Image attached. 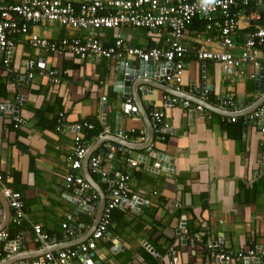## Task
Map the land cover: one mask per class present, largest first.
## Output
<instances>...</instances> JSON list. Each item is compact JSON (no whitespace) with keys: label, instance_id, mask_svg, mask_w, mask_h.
I'll return each instance as SVG.
<instances>
[{"label":"crops","instance_id":"1","mask_svg":"<svg viewBox=\"0 0 264 264\" xmlns=\"http://www.w3.org/2000/svg\"><path fill=\"white\" fill-rule=\"evenodd\" d=\"M70 1L78 4L89 0ZM240 27L239 33L244 35L248 27L250 32L255 26L240 19ZM30 29L51 41L83 35L81 31L47 22ZM99 34L106 45L121 38L124 44L143 49L162 48L171 39L167 30L148 32L132 27L102 30ZM206 37L199 25H192L183 38L189 54L183 59L179 85L163 80L162 84L171 87V91L152 82L158 88L151 87V92L141 94L140 111L143 113L146 107L150 117L153 109L163 110V123L167 126L155 129L153 125L155 136L146 148L144 122L138 111L129 116L121 110V105L133 102L132 97L129 102L123 99L116 85L123 79V62L129 61L138 70L141 64L137 59L80 60L34 49L23 36L15 38L10 62L14 76L9 78L0 66V103L8 106L0 112V173L9 175L6 184L20 192L27 220L19 227L12 224V212L9 216L5 214L6 205L0 216V228L4 226L10 240H21L26 250L3 256L0 262L25 264V260L14 261L18 255L31 261L86 241L99 216L100 194L104 193L107 199L109 186L121 174L127 176L129 204L113 211L111 237L107 232L92 251L94 264H241L233 260L223 263L204 252L201 245L192 246L188 241L184 244L181 225L192 236L218 242L227 252L253 247L264 250V180L259 178L264 170V134L256 124H244L241 118L255 100L261 96L264 99V62L261 69L252 64L233 69L198 61L193 53L198 46L220 49L216 39L208 42ZM27 62L45 72L56 71L60 82L53 83L46 75H39L38 70L29 80ZM152 65L155 69L161 67L160 63ZM4 85L5 92L1 90ZM203 87L208 91L204 96ZM164 96L176 98L177 105L162 109ZM102 97L106 98L104 102ZM184 101L190 102L189 108L183 106ZM104 103L105 126L101 123ZM196 105H201L202 110L196 111ZM9 106L18 108L17 116ZM41 108H50L51 112L37 117L35 112ZM193 111L195 118L190 119L189 113ZM117 112H122L119 130L125 134L129 148L109 142L117 132ZM59 114H63V120L62 128L57 130ZM230 117H237V121L229 123ZM16 118L21 122L14 128ZM53 118L56 125L49 128ZM87 121L98 123L101 130L93 135L92 129H80L87 147L85 157L89 153L99 157L107 180L99 173L91 174L97 182L95 189L85 180L91 187L89 192L97 195V203L83 209L77 186L67 185L65 175L71 172L85 179L84 160L81 170L72 171L68 157L73 152L76 134L72 126ZM103 135L106 141L99 142ZM0 200L6 204L1 192ZM132 202H138V206ZM67 215L76 218L75 222H69L68 233L61 226ZM34 224L48 234L47 247L33 243ZM114 242L120 248L114 250ZM5 245L6 241H0V250ZM82 256L71 264H87Z\"/></svg>","mask_w":264,"mask_h":264},{"label":"built area","instance_id":"2","mask_svg":"<svg viewBox=\"0 0 264 264\" xmlns=\"http://www.w3.org/2000/svg\"><path fill=\"white\" fill-rule=\"evenodd\" d=\"M240 19H243L248 26L253 24L255 26L253 30L249 32L248 27L246 34H240ZM42 22L81 31L83 35L51 41L30 29V26ZM197 22L204 26L202 31L207 36L206 41L216 39L220 47L217 50H207L203 46H198L193 52L198 61L220 63L233 69H238L244 64H252L255 68L261 69L260 66L264 62V0H219V3L209 7L207 11L204 10L201 0H89L78 4L70 0H0V66L8 76L14 73L10 62L15 47V38L23 36L30 47L57 56L70 55L80 60L94 57L123 60L129 57L142 63H160L158 74L162 73L163 80L179 85L182 80L183 59L189 54L182 40L189 28ZM123 27L148 32L167 30L171 34V39L162 48L148 49L131 47L124 44L121 38L116 39L110 45L103 43L99 31L116 30ZM25 69L26 78L29 80L38 70L39 75H46L53 83L60 82L59 75L54 70L47 72L39 70L31 62L25 64ZM124 75H128L127 71ZM176 90L179 91V88L177 87ZM206 94L208 91L204 90L203 96ZM101 100L104 102L106 98L102 97ZM176 105V98L164 96L161 106L166 110ZM183 106L189 108L190 102L184 101ZM7 107L0 103V112L7 110ZM195 110L201 111L202 106L196 105ZM150 117L155 129L167 128L163 123V110L153 109ZM241 118L244 124L255 123L259 131L264 134V105ZM62 120L63 114H59L57 130L62 128L60 127ZM227 121L235 123L237 117H230ZM15 122L14 128H17L21 120L16 118ZM82 127L93 129L94 125L87 121L72 126L76 131L73 138V152L68 157L72 171L81 170L87 151L86 144L79 134ZM163 129L160 131L162 132ZM131 164H136V162L131 161ZM89 169L91 174L100 172L99 174L106 178V173L100 168L98 156L90 157ZM9 178V175L0 173V192L7 199L8 207L12 210V224L19 227L27 220V217L20 192L6 184ZM259 178L264 180V170ZM65 182L67 185L77 186V191L82 196L79 198V203L83 209L97 203V195L89 192L91 187L83 176L69 172L65 175ZM126 184L127 176L122 174L111 183L101 218L86 241L75 247L58 250L56 253L49 252L44 257L33 259L25 264H71L73 259L93 251L107 233L112 212L119 206L129 204ZM75 221L76 218L73 215L66 216V220L61 224L66 233L69 232V222ZM179 229L180 234L192 246L203 244L208 254H212L223 263L233 260L241 264H255L256 262L264 264V250L259 247L227 252L216 241L204 244L202 238L190 236L185 226L181 225ZM32 231L33 243L47 247L49 236L43 232L41 226L32 225ZM64 237L66 238V234ZM0 239L6 241L5 247L0 250V257H9L11 254L26 250V245L21 240H10L8 233L3 230L0 232Z\"/></svg>","mask_w":264,"mask_h":264},{"label":"water","instance_id":"3","mask_svg":"<svg viewBox=\"0 0 264 264\" xmlns=\"http://www.w3.org/2000/svg\"><path fill=\"white\" fill-rule=\"evenodd\" d=\"M127 65L126 67L124 65ZM140 68L138 70H135L131 67V64L129 61H126V62H123V67H124V73L127 71L128 75H123V79L122 80H119L117 81L116 85L118 86L117 87V91L120 92L122 94V98L123 99H127L129 100L130 97H132V102L133 103H124L123 105H121V110L124 111L127 115L129 116H132L133 113H135L136 111L139 112V115L141 116L143 122H144V127H145V130H146V140H145V147H149L151 145V142L155 136V132H154V128H153V120L149 117L148 115V110L146 107H144L143 109V113L142 111H140V99H141V94H146L148 91H150V88L151 87H155V88H158L156 87L154 84H152V82L154 83H157L159 86H164L168 89H170L172 91V88L169 87V86H165L162 84V81H163V77H162V73H159L158 76H156V72H158V68L155 69L152 65V63L150 62H146V63H142L140 62ZM122 68V67H121ZM126 68V69H125ZM260 68H263L262 66H260ZM17 79H20V80H24V78H17ZM19 80V82H21ZM264 81V79H262ZM12 89H14V86H11ZM148 89V90H147ZM174 90V89H173ZM204 90H207L206 87H203V89L201 90V92H203ZM261 92H263L262 89H260ZM151 92V91H150ZM198 95V94H197ZM196 95V96H197ZM199 96V95H198ZM197 96V97H198ZM263 96H261L260 98H258L257 100H255V102L249 106V110L247 113H250V112H253L254 110H256L258 107L264 105V99H262ZM130 101V100H129ZM226 99L225 98H222V102L225 103ZM203 104H205V106L209 105L206 101H202ZM240 103V101H239ZM243 103V102H242ZM244 104V103H243ZM245 105V104H244ZM223 106V105H222ZM9 108H11V110L13 111V114L14 116H17V111H18V108L17 107H13V106H9ZM246 109V107H244ZM106 110H107V105L104 103L102 104V120H101V123L103 124V126H105V113H106ZM122 112H117V120H116V129H117V132H116V135L113 136L114 140H109V142H112L113 146L116 145L117 146H120V147H125V148H129L128 147V142L125 140V134L123 132H121L119 129H120V126H119V117L121 116ZM189 118L190 119H193V117L195 118V112L193 111L192 113H189ZM255 124V123H254ZM109 137V135H107ZM105 139L106 136L103 135L100 139H99V142H104L106 141ZM104 151L106 150V148H104ZM125 151L127 149H124ZM94 151V150H92ZM90 151V152H92ZM102 154L104 155V152H102ZM102 155V157L100 158L101 160L104 158V156ZM92 156V153L88 154L87 157H84V171H85V180L91 184V186L95 189L94 187V184L95 181L93 180V177L91 176V173H90V169H89V159L90 157ZM87 158V159H86ZM156 158H159L162 159V156H158L156 155ZM166 160V159H165ZM82 166V167H83ZM114 171V168L112 167L111 168V172ZM100 173V172H99ZM107 180V178H104V181ZM5 203H3L1 200H0V207L2 208V210H0V216L3 214V211L6 210V205L8 206V203H7V199L4 198ZM134 202V199L132 200ZM140 200H138L139 202ZM107 202V199L105 197V194L102 193L100 194V203H99V216L95 218L94 220V223H93V227L91 228L92 232L94 231V229L96 228L100 218H101V214H102V210L104 208V205L105 203ZM134 205L138 206V202L137 203H133ZM81 206V205H80ZM12 212V210L8 207V210L7 212L5 213L6 216H9V214ZM4 229V226L0 228V232ZM91 232V233H92ZM107 236L110 238L111 235L109 233V228L107 230ZM183 240V243L185 244L186 240H185V237L182 236L181 238ZM1 241V239H0ZM115 244V248L114 250L120 248V245L116 242H114ZM16 256V255H15ZM20 255H18L16 257V261H14V263L16 262H21V261H26V263H28L30 260L26 259V257H19ZM22 256V255H21ZM93 256V253L92 251L83 255V260H85V263L87 264H94L91 260V257ZM0 264H8V260L6 261H2L0 262ZM73 264V263H72ZM255 264H259V263H255Z\"/></svg>","mask_w":264,"mask_h":264},{"label":"trees","instance_id":"4","mask_svg":"<svg viewBox=\"0 0 264 264\" xmlns=\"http://www.w3.org/2000/svg\"><path fill=\"white\" fill-rule=\"evenodd\" d=\"M198 23L199 22H197V24H195V25H198ZM199 26L201 27V30H203V25L202 24H200L199 23ZM12 76H14V74H11V75H9V78H12ZM1 90H3L4 92L6 91V85H4L3 87H1ZM45 112H51V110H50V108H41V109H39V110H37L36 112H35V115H37V117L38 116H42ZM93 125H94V127H93V129L92 130H90L91 131V134H98V132H99V130H101L100 128H99V124L98 123H96V122H91ZM95 123V124H94ZM37 124H39V123H37ZM56 125V122H55V119L53 118L52 120H51V125L49 126V128H54V126ZM112 216H113V212H112ZM111 220H112V218H111ZM188 234L190 235V236H192V235H194V234H192L189 230H188ZM199 237V236H198ZM200 238H202V240H203V243L205 244V242H207L205 239H204V237H200ZM196 245H201L202 247H204L203 246V244H196ZM204 252H207L205 249H204ZM0 260H1V257H0Z\"/></svg>","mask_w":264,"mask_h":264},{"label":"clouds","instance_id":"5","mask_svg":"<svg viewBox=\"0 0 264 264\" xmlns=\"http://www.w3.org/2000/svg\"><path fill=\"white\" fill-rule=\"evenodd\" d=\"M217 3H219V0H201V4L205 11H207L209 7L214 6Z\"/></svg>","mask_w":264,"mask_h":264}]
</instances>
